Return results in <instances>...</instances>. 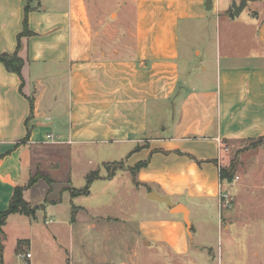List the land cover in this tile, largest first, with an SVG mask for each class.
Returning <instances> with one entry per match:
<instances>
[{
	"label": "crops",
	"instance_id": "1",
	"mask_svg": "<svg viewBox=\"0 0 264 264\" xmlns=\"http://www.w3.org/2000/svg\"><path fill=\"white\" fill-rule=\"evenodd\" d=\"M55 1L49 6L32 0L34 35L22 40L19 51L25 62L24 85L19 74L0 61V213L9 209L15 189L27 185L39 145L117 144L128 151L143 147L136 155L126 152L133 155L127 165L131 171L138 157L151 156L149 167L136 175L149 201L159 202L149 198L152 192L170 197L189 209L191 222L186 202L194 204L197 234L203 230V212L215 206L222 231L223 147L253 144L264 137V0L248 3L241 15L248 10L250 20L243 26L234 21L229 0L225 33L218 17L225 5L221 0H210V9L208 0ZM28 3L0 0V55L16 53ZM114 15L116 20L109 23ZM232 32L240 34L242 44L229 40ZM152 110L159 119L174 116L169 132L166 127L164 133L150 135ZM49 135L56 143L48 142ZM190 156L205 162L200 166ZM82 211L85 208L76 207L73 220L86 231L99 220L82 224ZM166 212L134 225L130 231L136 243L145 237L180 259L195 256L190 264H215V252L202 238L194 247L193 222L191 237L183 215L172 214L170 208ZM235 223H228L227 232H235ZM114 230L109 236L126 239L123 227ZM127 249L112 264H141L139 254L129 245Z\"/></svg>",
	"mask_w": 264,
	"mask_h": 264
},
{
	"label": "rangeland",
	"instance_id": "2",
	"mask_svg": "<svg viewBox=\"0 0 264 264\" xmlns=\"http://www.w3.org/2000/svg\"><path fill=\"white\" fill-rule=\"evenodd\" d=\"M40 2L50 6L56 1L40 0ZM221 2L225 5L218 17L225 33L227 28L223 22L228 19L226 3L230 1L221 0ZM252 5L251 10H253ZM247 11L239 18H235L237 25H247L250 20ZM229 13H232L231 7ZM115 20L116 15L109 23ZM232 33L229 35V40L242 44L239 42L240 34ZM24 38L29 39V37ZM181 40L184 45L183 33ZM182 50H184L183 46ZM225 50L226 47L223 46V53ZM181 67L182 75L186 79L187 67L184 60L181 62ZM173 118V115L169 117L163 115L159 119L157 112L152 110L150 135L161 133L166 127L168 128L166 132H169ZM235 146H230L228 149L223 147L226 155L223 162L226 168L232 167L235 170L234 181L225 182L222 186L223 191L230 195L222 209L223 230L221 231L219 227L218 208L214 206L203 212V230L201 234H197V208L194 204L186 202L193 213L194 247L196 248L199 243V238H202V244L213 248L215 253L212 261L217 260L215 264H264V147L258 148L252 143ZM121 147L117 144L86 147L51 144L36 147L33 170L31 174L27 173V185L24 186V199L35 209V216L25 217L19 214L7 222L0 237V264H26L19 256L27 254L30 249L34 256L30 264H112L128 250L127 245L129 249L139 254L141 264H190L195 256L190 255L180 259L175 257L166 246L151 245L145 237L139 238L136 243L133 238L130 230L134 225L142 219L161 218L169 207L166 203L149 201L147 189L138 188L136 175L127 166L133 156L130 157L129 153L134 152L136 155L143 149L130 148L128 151ZM138 160L133 168H137L139 173L149 167L151 156L143 160L138 157ZM193 161L200 166L205 162L196 158ZM146 162H149V165L141 168L140 165ZM92 172H99L105 179L94 181L90 195L74 197L72 189L86 188L87 177ZM112 174L114 176L109 178ZM173 200L176 201L174 198ZM57 202L59 205L52 209L50 206ZM47 205H49L48 211ZM150 205L157 209H151ZM76 207L85 208L80 215L82 224H87L89 221L96 222L95 219L99 221L94 226L90 225L92 228L82 231L83 225L73 220ZM234 215H238V218L234 219ZM234 220L235 232H227L228 223H234ZM71 221L76 224L71 226ZM118 226L124 228L123 234H127L126 239L122 240L119 237L121 234L117 237L109 236L111 233L114 234V228ZM191 233L192 229L190 236ZM125 242H127L126 248Z\"/></svg>",
	"mask_w": 264,
	"mask_h": 264
},
{
	"label": "trees",
	"instance_id": "3",
	"mask_svg": "<svg viewBox=\"0 0 264 264\" xmlns=\"http://www.w3.org/2000/svg\"><path fill=\"white\" fill-rule=\"evenodd\" d=\"M31 1L29 0L28 5L26 6L25 9V20L23 23L24 26V31L22 34L19 35L18 37V49L16 51V53H14L13 55L10 54H3L0 55V61L4 63L5 67L7 68L8 71L10 72H14L19 74V76L22 78L23 80V76H22V70L24 67V59L19 55V51L22 47V40L24 37H31L34 35V33L30 30L29 28V14L32 11V6H31ZM23 85H24V80H23ZM22 85V88H23ZM31 103V114H33L34 111V103H33V99L30 100ZM28 135H27V140H29L30 137V128H29V121H28ZM253 145L257 146V145H264V137H262L261 139H259L257 142L253 143ZM143 147H140L139 149H141ZM190 158L192 160H194L195 158L190 156ZM200 164L202 162H199ZM123 164V163H122ZM149 165V162L143 163L142 165H140L141 168L143 167H147ZM134 175H137L138 173V169L134 168L132 170ZM235 170L230 167V168H226V167H220V182L223 183H229V182H233L235 179ZM112 176H114V174L110 175L109 178H111ZM102 176L99 172H92L91 174L88 175L87 177V186L84 189H72V194L74 197H78V196H84V195H89L90 194V188L93 184L94 181L101 179ZM24 189L25 187H17L15 189L13 198L11 200L10 203V207L7 211L0 213V237L4 232V227L6 226L7 222H8V218L11 215L14 214H20V215H24L27 217H34L35 215V209L32 208V206L24 199Z\"/></svg>",
	"mask_w": 264,
	"mask_h": 264
},
{
	"label": "water",
	"instance_id": "4",
	"mask_svg": "<svg viewBox=\"0 0 264 264\" xmlns=\"http://www.w3.org/2000/svg\"><path fill=\"white\" fill-rule=\"evenodd\" d=\"M251 1H255V0H240L238 2V0H233V4H232V8H233V13L236 17H239L242 12L245 10V8L247 7L248 3L251 2ZM210 0H208V4H207V7L209 6V9H210ZM149 198L151 200H154V201H159V202H162V203H166L167 206L171 209L172 211V214L174 215H183L184 217V221L187 225V228H188V232L190 233L191 232V229H192V222H191V219H190V211L189 209L184 206V205H177L175 203L172 202L171 198L170 197H167V196H161L160 194H158L157 192H152L149 194ZM45 209V207H43Z\"/></svg>",
	"mask_w": 264,
	"mask_h": 264
},
{
	"label": "built area",
	"instance_id": "5",
	"mask_svg": "<svg viewBox=\"0 0 264 264\" xmlns=\"http://www.w3.org/2000/svg\"><path fill=\"white\" fill-rule=\"evenodd\" d=\"M48 142L56 143V141H55V139H54V137L52 135L48 136ZM236 179H238V177ZM222 186H223V184L220 183L219 207H220L221 210L225 206L224 202L225 201L227 202V200L230 198V195L223 191ZM19 257L21 259L25 260L26 264H30V260H32L33 254L32 253H27V254L20 255Z\"/></svg>",
	"mask_w": 264,
	"mask_h": 264
}]
</instances>
